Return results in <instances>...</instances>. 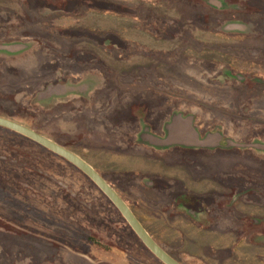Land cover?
I'll return each mask as SVG.
<instances>
[{
	"label": "rangeland",
	"instance_id": "1",
	"mask_svg": "<svg viewBox=\"0 0 264 264\" xmlns=\"http://www.w3.org/2000/svg\"><path fill=\"white\" fill-rule=\"evenodd\" d=\"M0 117L82 158L179 263L264 264V0H0ZM0 264L162 263L0 129Z\"/></svg>",
	"mask_w": 264,
	"mask_h": 264
},
{
	"label": "water",
	"instance_id": "2",
	"mask_svg": "<svg viewBox=\"0 0 264 264\" xmlns=\"http://www.w3.org/2000/svg\"><path fill=\"white\" fill-rule=\"evenodd\" d=\"M0 127L36 142L38 145L58 155L61 159L63 158L76 167L110 200L129 227H131L132 231L135 232V235L154 257H156L162 264H181L156 243V241L148 234L136 216L132 213V210L129 209L127 204L120 198L114 189L82 158L48 138L38 134L34 130L26 127V125H21L10 119L7 120V118L0 117Z\"/></svg>",
	"mask_w": 264,
	"mask_h": 264
},
{
	"label": "flooded vegetation",
	"instance_id": "3",
	"mask_svg": "<svg viewBox=\"0 0 264 264\" xmlns=\"http://www.w3.org/2000/svg\"><path fill=\"white\" fill-rule=\"evenodd\" d=\"M69 163V162H68ZM72 165V164H71ZM76 168V167H75ZM81 172V171H79ZM86 176V175H85ZM87 177V176H86ZM88 178V177H87ZM89 179V178H88ZM90 180V179H89ZM97 187V186H96ZM98 188V187H97ZM115 191V190H114ZM116 192V191H115ZM117 193V192H116ZM118 194V193H117ZM119 195V194H118ZM120 196V195H119ZM106 197V196H105ZM107 198V197H106ZM121 198V197H120ZM108 199V198H107ZM122 199V198H121ZM109 200V199H108ZM123 200V199H122ZM110 201V200H109ZM137 218V217H136Z\"/></svg>",
	"mask_w": 264,
	"mask_h": 264
},
{
	"label": "trees",
	"instance_id": "4",
	"mask_svg": "<svg viewBox=\"0 0 264 264\" xmlns=\"http://www.w3.org/2000/svg\"><path fill=\"white\" fill-rule=\"evenodd\" d=\"M0 129H4V130H7V129H5V128H2V127H0ZM8 131H10V130H8ZM10 132H12V131H10ZM13 133H15V132H13ZM15 134H17V133H15ZM25 138V137H24ZM27 139V138H26ZM29 140V139H28ZM31 141V140H30ZM33 142V141H32ZM36 143V142H35Z\"/></svg>",
	"mask_w": 264,
	"mask_h": 264
}]
</instances>
